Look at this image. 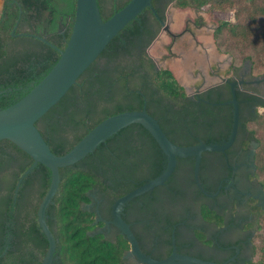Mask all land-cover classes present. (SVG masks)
<instances>
[{"label":"trees","instance_id":"16d2710c","mask_svg":"<svg viewBox=\"0 0 264 264\" xmlns=\"http://www.w3.org/2000/svg\"><path fill=\"white\" fill-rule=\"evenodd\" d=\"M97 1L106 21L131 0ZM34 3H38L41 14L45 11L50 14L48 23L50 31L55 32L51 39L55 47L34 38H23L26 39L23 47L15 45L22 40L12 36L18 14L5 15L0 34V92H6L0 95V109L23 98L51 71L60 58L59 50L65 49L72 33L77 0H34ZM171 4L213 11L236 9V22L219 21L215 32L218 49L222 53L229 50L225 45L254 49L255 53H245L240 60L235 56L232 66L240 68L248 60L254 73L264 72V0H153L163 20ZM60 22L65 27L63 34L56 32ZM161 28L153 11L144 9L110 41L66 95L36 122L53 153H67L105 119L142 110L145 103L148 113L159 120L164 132L178 145L220 142L229 137L233 122L231 106L197 103L187 95L175 74L169 69H159L149 55L148 48ZM207 98L212 103H223L231 99V94L228 98H222L221 94ZM198 111L213 112L214 121H222L223 128L217 131L199 128ZM260 120V130L251 127ZM241 122L248 131V134L241 131L242 136H248L246 144L259 143L255 162L257 176L264 186V120L258 113L241 118ZM189 131L193 134L189 135ZM186 159H178L175 172L164 186L130 204H149L150 195L167 185L178 190L175 182ZM33 162L11 141H0V264H41L48 250L38 209L50 188L51 170L38 163L16 192L19 179ZM190 164L192 171L187 179L192 180L194 160ZM164 165L165 155L153 136L142 125L133 124L100 144L83 160L61 168L59 191L46 210L47 223L57 239L54 264H125L123 250L129 247L128 242L122 238L113 242L91 233L95 228V212L85 210L84 206L91 203L90 195L94 192L105 199L106 206H112L120 197L160 175ZM261 228L252 264H264V224Z\"/></svg>","mask_w":264,"mask_h":264},{"label":"flooded vegetation","instance_id":"af4514ba","mask_svg":"<svg viewBox=\"0 0 264 264\" xmlns=\"http://www.w3.org/2000/svg\"><path fill=\"white\" fill-rule=\"evenodd\" d=\"M37 4L34 0H0V34L5 24V15L13 16L17 13L18 19L12 36L22 40L12 44H21L23 47L26 42L23 38H34L51 45L55 32L50 31V14L48 11L41 14ZM169 7L164 21L170 25L173 35L165 31L171 39L166 50L167 56L174 58L181 55L174 49L178 40L187 33L194 39L197 37L189 27V20L182 25L180 31L172 30ZM66 23H69V18ZM161 25L160 33L164 28L162 23ZM64 31L65 27L61 23L56 32L63 34ZM208 61L209 58H205L203 63L198 62L201 72L193 78L200 80V83L190 87L191 93L188 92V86L181 82L190 98L197 103L209 104L212 102L208 100V95L212 98L221 94L222 98H228L231 94L232 99L234 84L237 99L239 97L241 118L252 117L264 109V72L254 73L248 60L240 68H234L232 63L226 64V67L222 63L211 66ZM209 79L216 81L210 82ZM231 99L228 98L225 102ZM228 106L233 109L232 105ZM196 116L199 128L203 130L217 131L223 128V122H215L211 111H198ZM241 125L240 135L229 149L203 154L200 181L212 196L202 193L194 177L192 180L187 179L192 171L190 162L193 160L187 158L175 182L178 190H172L167 185L150 195L149 204L139 202L125 207L123 219L130 225L143 253L156 260L166 259L176 251L217 264H252L263 225L260 220L264 215V186L257 176L255 162L259 145L254 149L253 141L246 144L248 136H242L241 131L245 134L248 131ZM188 134L193 133L189 131ZM90 198L91 203L88 205L91 206L85 205L84 209L95 212V228L91 233H98L113 242L119 238L125 239L129 244L123 250L125 264H143L136 256L125 258L131 245L121 230L111 223L113 205L106 206L105 199L97 192L92 193ZM155 199L160 201L159 204L158 201L151 204ZM97 219L100 220L95 224Z\"/></svg>","mask_w":264,"mask_h":264},{"label":"water","instance_id":"95a60500","mask_svg":"<svg viewBox=\"0 0 264 264\" xmlns=\"http://www.w3.org/2000/svg\"><path fill=\"white\" fill-rule=\"evenodd\" d=\"M76 5L72 33L65 49L59 50L60 58L58 62L23 98L7 108L0 109V141H11L34 160L31 167L19 179L16 192H18L23 179L38 163L49 168L52 173L50 188L38 209L39 224L48 240V250L41 264H54L55 261L57 239L47 223L46 210L53 203L59 191L61 182L60 169L83 160L93 153L100 144L105 143L122 129L133 124L142 125L153 136L165 155V165L160 175L120 197L112 206L113 220L111 223L121 230L131 245V249L125 255V258L136 256L143 264H217L189 255L179 254L176 251L166 259H153L141 251L138 241L130 225L123 219L122 213L125 207L137 197L164 186L175 172L179 158H193L195 162V182L202 193L206 196H212L204 189L200 181L202 157L205 152H225L236 141L239 126L241 125V115L234 84H232V99L225 103H220L233 106L231 133L228 138L221 142L207 143L200 141L190 146L174 143L161 128L159 120L148 113L146 103L142 110L126 111L105 119L63 155H57L52 152L50 145L36 126V122L77 83L79 77L94 63L110 41L146 8H150L164 25L163 31L148 48L149 55L163 68L169 69L176 74L175 77L180 84L182 82V84L187 85L188 92L191 93L192 89L190 87L193 84L200 83V80L193 78L194 75L197 76L201 72L198 68V62L209 58L208 62L211 66L222 63L226 67V64L231 63L226 56L219 53L215 48L212 38L215 30L214 24L205 13L195 8L190 7L186 11H179L171 4L168 9V15L170 22H173L172 30L174 32L180 31L183 28L182 25L189 20V22L191 21L189 27L197 37L194 39L192 35L187 33L182 39L178 40L174 49L179 51L181 55L171 58L167 56L168 51L166 50V45L171 39L165 31L172 35L173 33L170 30V25L165 23L154 8L153 0H131L106 21L102 19L97 0H77ZM198 22L200 25H198ZM195 23L198 24L195 25ZM51 46L55 47L52 44ZM158 68L160 69L159 66ZM209 81L215 82L216 80L209 79ZM5 92V90L1 91L0 95ZM211 104L220 105L219 103ZM258 145L259 143L253 141L254 149ZM99 220L97 219L95 224Z\"/></svg>","mask_w":264,"mask_h":264},{"label":"rangeland","instance_id":"374dc122","mask_svg":"<svg viewBox=\"0 0 264 264\" xmlns=\"http://www.w3.org/2000/svg\"><path fill=\"white\" fill-rule=\"evenodd\" d=\"M174 8H176L179 11H186L190 7H187V8H179V7L174 6ZM191 8H195V7H191ZM195 9H197V10L205 13V15L214 24L215 29L218 28V25H219V21L220 20H227V21L236 22V9H231V10H228V11L203 10V9H200V8H195ZM212 38H213V41H214L215 48L219 51V49H218V43H217V41L215 39V30L213 31ZM225 46L228 47L227 49H229V50L226 51V52H224V53H222V52L219 51V53H221L222 55L226 56L230 60V62L232 64H233V62L235 60V56H237L238 57L237 59L240 60L241 57H243V55L245 53H255L254 52V49L253 50H249V51L248 50H245L246 47L244 45L243 46L238 45L236 47H233L232 45H225ZM155 62L157 63V65L160 68L165 69L156 60H155ZM259 117L262 120H264V109L259 112ZM261 123H262L261 120L260 121H257L255 123L251 124V127L254 128V129L257 127L260 130ZM261 221H262V224H264V219H262Z\"/></svg>","mask_w":264,"mask_h":264}]
</instances>
